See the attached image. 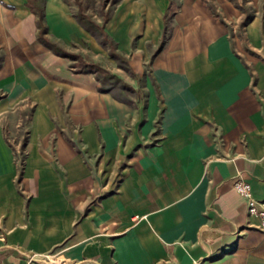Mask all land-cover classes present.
I'll list each match as a JSON object with an SVG mask.
<instances>
[{
  "label": "crops",
  "instance_id": "obj_1",
  "mask_svg": "<svg viewBox=\"0 0 264 264\" xmlns=\"http://www.w3.org/2000/svg\"><path fill=\"white\" fill-rule=\"evenodd\" d=\"M42 6L47 38L102 53ZM105 30L126 100L0 0V264H264L233 187L264 199V0H120Z\"/></svg>",
  "mask_w": 264,
  "mask_h": 264
},
{
  "label": "rangeland",
  "instance_id": "obj_2",
  "mask_svg": "<svg viewBox=\"0 0 264 264\" xmlns=\"http://www.w3.org/2000/svg\"><path fill=\"white\" fill-rule=\"evenodd\" d=\"M67 6L70 9L71 14L74 16L75 14L79 12H83L85 15H88L91 17L94 21L98 22L99 24L103 23V20L105 17L111 16L113 13V10L115 9L117 3L120 0H65ZM108 18V20H109ZM107 20V21H108ZM106 21V22H107ZM105 22V23H106ZM105 26V24H104ZM108 33V32H107ZM99 46L102 48L101 54H95L87 44L84 45L83 50L85 51L83 53V58L95 62L99 64L103 68H108L112 71L113 75H118L114 73H120L121 75H124V70L126 68V60L121 57L118 59H115L111 56L110 52V45H106L105 47L101 44V39L97 36H94ZM69 51L71 53H78L75 46L69 47ZM113 59V60H112ZM121 67L123 70H116V66ZM117 77V76H116ZM102 80L101 85L102 88L105 90H109L115 94V96L126 100L129 96H133L135 92L131 91L127 86L125 87L122 83H125L124 81L117 82L115 80L108 79L106 77H100ZM10 136V133H9ZM16 137L17 134L12 135L10 138Z\"/></svg>",
  "mask_w": 264,
  "mask_h": 264
},
{
  "label": "trees",
  "instance_id": "obj_3",
  "mask_svg": "<svg viewBox=\"0 0 264 264\" xmlns=\"http://www.w3.org/2000/svg\"><path fill=\"white\" fill-rule=\"evenodd\" d=\"M66 2L65 0H63ZM43 0H27V6L31 9V11L37 17V28H38V39L39 41L51 49L55 54L69 57L74 61V66L78 72H87L94 73L97 76V79L102 82L100 77H106L111 80H115L117 82H123L121 79L111 74L108 70L101 67L99 64L88 61L84 59L78 53H71L63 49L60 45L53 42L49 38L46 37L47 34V26L45 25V16L42 6ZM77 23L92 36H97L101 39V44L105 47L106 45H110L111 56L115 59L121 58V56L116 52V43L113 38L107 33L105 30V22L109 17H105L102 24L94 21L88 15H85L83 12H79L74 15ZM125 87L127 86L125 83H122Z\"/></svg>",
  "mask_w": 264,
  "mask_h": 264
},
{
  "label": "built area",
  "instance_id": "obj_4",
  "mask_svg": "<svg viewBox=\"0 0 264 264\" xmlns=\"http://www.w3.org/2000/svg\"><path fill=\"white\" fill-rule=\"evenodd\" d=\"M233 187L245 199L248 214L257 217L260 220L259 228L264 229V199H256L252 195L250 184L246 181L237 180L234 182ZM193 264L203 263L200 260H195Z\"/></svg>",
  "mask_w": 264,
  "mask_h": 264
}]
</instances>
